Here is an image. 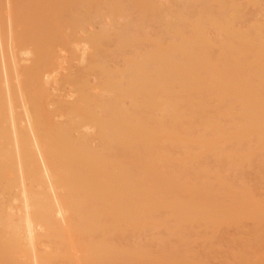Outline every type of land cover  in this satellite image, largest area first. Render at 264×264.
I'll use <instances>...</instances> for the list:
<instances>
[{
    "label": "bare ground",
    "instance_id": "6f19581e",
    "mask_svg": "<svg viewBox=\"0 0 264 264\" xmlns=\"http://www.w3.org/2000/svg\"><path fill=\"white\" fill-rule=\"evenodd\" d=\"M0 264H264V0H0Z\"/></svg>",
    "mask_w": 264,
    "mask_h": 264
},
{
    "label": "rangeland",
    "instance_id": "374dc122",
    "mask_svg": "<svg viewBox=\"0 0 264 264\" xmlns=\"http://www.w3.org/2000/svg\"><path fill=\"white\" fill-rule=\"evenodd\" d=\"M4 5H5V4H4ZM5 6H6V5H5ZM6 7H7V6H6ZM106 21H107V20H106ZM94 79H95V77L92 76V77L90 78V81L94 83V81H95ZM55 84H56V83L53 82L51 87H52V88H57V86H56ZM67 87H69V86H67ZM70 87H71V86H70ZM70 87H69V88H66L65 90H70V89H72V88H70ZM68 98H69V97H68ZM71 98H72V97H71ZM71 98H70V99H71ZM258 258H259L258 256L254 257V261L257 262V259H258Z\"/></svg>",
    "mask_w": 264,
    "mask_h": 264
}]
</instances>
